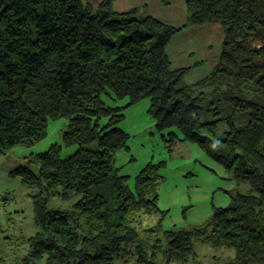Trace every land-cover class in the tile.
I'll list each match as a JSON object with an SVG mask.
<instances>
[{"label":"trees","instance_id":"1","mask_svg":"<svg viewBox=\"0 0 264 264\" xmlns=\"http://www.w3.org/2000/svg\"><path fill=\"white\" fill-rule=\"evenodd\" d=\"M113 0L92 11L82 0H0V154L44 139L48 121L67 119L61 146L30 157L36 171L10 175L42 192L32 202L36 233L28 260L45 264L196 262L195 244L233 252L230 264H264V0H186V26L218 24L221 54L213 72L186 86L187 69L172 70L164 48L180 29ZM164 1V0H163ZM166 4V2L164 3ZM148 99L166 142L197 145L246 194L212 209L190 230H163L157 189L163 165L121 176L115 155L129 137L123 110ZM127 99L119 107L114 103ZM76 201L69 211L50 200ZM156 218L151 227L145 220Z\"/></svg>","mask_w":264,"mask_h":264},{"label":"rangeland","instance_id":"2","mask_svg":"<svg viewBox=\"0 0 264 264\" xmlns=\"http://www.w3.org/2000/svg\"><path fill=\"white\" fill-rule=\"evenodd\" d=\"M92 11L104 0H82ZM186 0H113L110 9L117 14L134 11L136 18L151 17L180 30L167 42L164 51L172 70L187 69L183 83L191 86L209 77L220 56L223 30L218 24L186 26ZM166 2V4H164ZM119 107L127 104V99L114 103ZM148 99L139 101L123 110L124 119L117 125L129 137L126 147L115 155V167L121 176H127L130 189L133 179L146 165L160 164L161 182L158 186V206L166 211L162 220L163 230H190L204 225L212 215L213 208L227 207L230 194H246L247 186H236L229 181L224 169L214 163L199 150L197 145L187 142L172 143L167 134L174 129L158 132L154 121L147 113ZM67 119L48 121L44 139L31 147L14 146L0 154V264H25L29 245L27 239L36 231L34 210L35 195L42 192L39 186H26L21 177L13 171L27 166L36 171L30 157L45 153L52 146H61V158L76 151V147H63L61 137L67 128ZM76 201L50 200L49 209L69 211ZM264 211V207H263ZM156 218L145 220L141 228L154 224ZM196 262L187 264H230L233 252L210 245L197 243L194 246ZM158 264H166L157 259ZM27 264H45L44 259L28 260ZM116 264H137L135 256ZM175 264V263H169ZM178 264V263H176Z\"/></svg>","mask_w":264,"mask_h":264}]
</instances>
